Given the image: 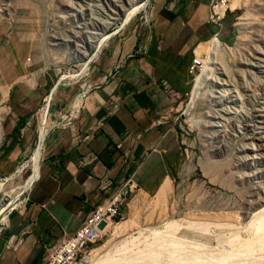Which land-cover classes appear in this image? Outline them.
Segmentation results:
<instances>
[{
  "label": "rangeland",
  "instance_id": "obj_1",
  "mask_svg": "<svg viewBox=\"0 0 264 264\" xmlns=\"http://www.w3.org/2000/svg\"><path fill=\"white\" fill-rule=\"evenodd\" d=\"M208 2L0 0L4 106L12 115L8 101L15 94L22 112L35 115L34 132L28 134L20 120L8 147L0 150V208L15 204L31 176L46 121L61 113L67 120L79 117L87 93L123 79L132 66L141 74L149 46L177 49L188 43L210 63L195 109L190 93L200 71L190 74L189 93L173 113L171 132L181 153L178 174L163 198L159 190L133 194L123 205L124 219L107 226L127 221L130 229L116 236L110 230L92 252L98 253L97 264L108 258L107 264H264L259 238L264 152L246 127L252 119L253 129L264 137V0H238L239 8L228 9L217 54L200 48L218 30L207 22ZM27 195L21 196L25 202ZM172 221L181 227L167 229ZM104 246L110 248L104 252Z\"/></svg>",
  "mask_w": 264,
  "mask_h": 264
},
{
  "label": "crops",
  "instance_id": "obj_2",
  "mask_svg": "<svg viewBox=\"0 0 264 264\" xmlns=\"http://www.w3.org/2000/svg\"><path fill=\"white\" fill-rule=\"evenodd\" d=\"M169 46H149L141 74L132 66L123 79L87 93L79 117L51 130L26 202L9 213L0 232V264H43L47 249L75 234L88 213L130 176L137 193L147 195L176 178L181 153L171 123L189 93L196 50L188 43ZM0 95L4 152L20 120L28 134L34 132L35 115L22 112L15 94L8 101L10 115L1 88Z\"/></svg>",
  "mask_w": 264,
  "mask_h": 264
},
{
  "label": "built area",
  "instance_id": "obj_3",
  "mask_svg": "<svg viewBox=\"0 0 264 264\" xmlns=\"http://www.w3.org/2000/svg\"><path fill=\"white\" fill-rule=\"evenodd\" d=\"M230 2L231 0H210L208 22L218 29L215 33L217 37L224 27ZM205 64L203 55L199 56L196 53L189 67V74L201 71ZM165 85L168 86L166 82ZM138 189L132 176L126 178L102 203L88 213L75 234L65 237L60 243L47 249L43 264H78L82 261L103 236L108 234L107 225L124 219L123 205Z\"/></svg>",
  "mask_w": 264,
  "mask_h": 264
},
{
  "label": "bare ground",
  "instance_id": "obj_4",
  "mask_svg": "<svg viewBox=\"0 0 264 264\" xmlns=\"http://www.w3.org/2000/svg\"><path fill=\"white\" fill-rule=\"evenodd\" d=\"M240 2H238V0H231L229 6L231 8V10H234V9H237L240 7ZM244 6V5H243ZM247 5L245 4L244 7H246ZM140 9V8H139ZM246 15L247 14H244L242 16L241 21H243V24H245L246 22H244L246 20ZM245 28V27H244ZM224 44L219 40V38L215 35L211 40L207 41V42H204V43H201L200 45V48L203 50V51H207V52H211V54H217L220 50V48L223 46ZM198 49V47H197ZM196 49V50H197ZM200 50V49H199ZM198 50V51H199ZM201 50V51H202ZM198 53V52H197ZM210 54V53H209ZM199 56H202V55H199ZM205 59V58H204ZM210 62L206 61V64H205V67L195 76V80H194V85L191 89V93H190V104H191V108H194L196 107V103L199 99H201V97H203V89H205V84L207 83L208 81V65H209ZM87 65H89V62H86ZM86 93V92H85ZM85 93H82L80 95V98L84 96ZM194 105V106H193ZM193 106V107H192ZM76 107H78V104H76ZM79 108V107H78ZM48 112V106H46V111L45 113L47 114ZM68 119V115L65 114V113H61L59 115V118H52L51 120L49 121H46L43 125V127L40 129V134H39V140H38V144H37V149L35 151V154H34V157H33V169H32V174L31 176L29 177L28 180L25 181V183L23 184L22 188L18 190V193H17V201L15 202V204L12 206V205H8V204H5L4 206H2V208H0V213H3L4 214V218H3V224L2 226H0V232L1 230L3 229V227L7 226L9 224V212L11 211V209L13 207H22L24 205V202H25V199H21V196L30 190L32 184H33V181L35 180V177L38 173V169H39V164L41 162V158H42V152H43V147H44V144H45V141L47 140V137L48 135L50 134L51 130L58 126L59 124H62L63 122H65V120ZM1 123L0 122V142H1V139L3 137L2 135V126H1ZM253 120L252 119H248L247 123H246V127L248 130H250L251 133H253V138L258 140L260 142V151L264 152V137L261 136V134H258L256 132L255 129H253ZM170 188V180H167V182L163 185V187L158 191L157 195L158 197L160 198H163L165 197V195L168 193V190ZM138 201H136V204H135V208L137 207L136 205L138 204L137 203ZM12 206V207H11ZM263 206V205H262ZM261 208V207H260ZM137 209V208H136ZM264 210V208L262 209ZM255 213V211H254ZM2 215V214H1ZM0 215V216H1ZM131 220V219H130ZM129 220V221H130ZM132 221V220H131ZM254 221V220H253ZM127 222V221H126ZM126 222L124 223H121L120 225L118 226H113V225H110L108 227L109 231L111 230L113 232V236H116V235H122L124 233H126V231H128V229H130V224L128 225ZM184 223V222H183ZM191 223V222H190ZM133 221L131 223V227H134L136 225H133ZM5 225V226H4ZM221 227H223V224H221ZM108 226V225H107ZM225 226V224H224ZM169 227H172V228H180L181 227V224L178 223L177 221H172L170 224H167V229ZM232 227V226H231ZM230 228V227H229ZM107 227H106V230H108ZM259 238H260V243H263L264 242V218L262 216L261 220H260V225H259ZM174 234V232H172ZM255 236L258 237V235L255 234ZM136 239V238H135ZM134 239V240H135ZM254 241V240H253ZM257 242L259 240H256ZM178 241H174V243L176 244ZM250 242V240L248 241V243ZM244 243V242H243ZM254 243V242H253ZM252 242H250L249 244H252V246H250L249 248L253 247L254 244ZM248 244V245H249ZM259 244V243H257ZM110 246V245H109ZM109 246H104L102 248H106L104 249V252L109 249L110 247ZM124 249H126V245H124ZM261 247H264V246H261ZM100 248V249H102ZM260 248V247H259ZM258 248V250H259ZM261 249V248H260ZM120 250V249H119ZM123 250V249H121ZM262 251V250H260ZM103 252V253H104ZM98 253L97 252H92L90 253L88 256H86L82 261H80L79 264H97V259H98ZM100 255V254H99ZM106 256H109L110 253H106L105 254ZM100 257H104V255L100 256ZM110 259V258H108ZM108 259H102L101 260V264H107L108 263Z\"/></svg>",
  "mask_w": 264,
  "mask_h": 264
},
{
  "label": "water",
  "instance_id": "obj_5",
  "mask_svg": "<svg viewBox=\"0 0 264 264\" xmlns=\"http://www.w3.org/2000/svg\"><path fill=\"white\" fill-rule=\"evenodd\" d=\"M51 98H52V95H51Z\"/></svg>",
  "mask_w": 264,
  "mask_h": 264
}]
</instances>
